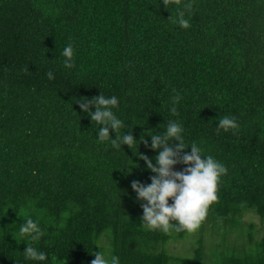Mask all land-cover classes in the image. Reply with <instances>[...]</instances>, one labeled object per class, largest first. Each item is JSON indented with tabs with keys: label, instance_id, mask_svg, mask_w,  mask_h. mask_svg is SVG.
I'll return each instance as SVG.
<instances>
[{
	"label": "trees",
	"instance_id": "obj_1",
	"mask_svg": "<svg viewBox=\"0 0 264 264\" xmlns=\"http://www.w3.org/2000/svg\"><path fill=\"white\" fill-rule=\"evenodd\" d=\"M189 2L185 30L174 20ZM101 93L118 98L124 122L104 142L79 106ZM224 116L239 131H218ZM169 121L183 127L184 152L196 143L227 168L189 257L165 252L188 233L149 230L131 187L156 175L140 157L158 166L150 135ZM129 132L132 149L112 147ZM246 213L264 221V0H0V264H91L99 251L120 264H264ZM29 217L39 241L19 235ZM208 225L222 243L206 255ZM234 231L247 242H228ZM27 244L47 259H26Z\"/></svg>",
	"mask_w": 264,
	"mask_h": 264
},
{
	"label": "clouds",
	"instance_id": "obj_2",
	"mask_svg": "<svg viewBox=\"0 0 264 264\" xmlns=\"http://www.w3.org/2000/svg\"><path fill=\"white\" fill-rule=\"evenodd\" d=\"M174 3L179 6L181 0H163L165 8ZM192 3L184 4L183 10L177 11L175 23L187 30L191 25L188 19H185V13L190 12ZM62 55L65 57L64 67L71 69L74 67V50L71 44H68ZM48 78L54 79L53 73H47ZM181 98H173L174 103L170 111L173 115H178L176 103ZM118 98L112 96L105 97L102 93L91 100L85 98L80 103V108L87 112L92 121L100 124L98 133L100 142L109 140V129L115 131V134L124 127V122L117 118L113 108L118 107ZM95 106V112L90 111V106ZM234 130L239 131V124L234 117H220L218 121V131ZM183 127L178 122L169 121L162 134H152L151 148L153 150L162 149L155 157L156 164L147 156H141L147 165V168L156 175L151 177V183L147 186L138 181H133L131 187L137 193V198L147 203L142 205V220L149 230H160L164 233L175 231L177 233L187 232L194 234L207 218L208 211L212 204L218 202V185L223 175L227 173V168L216 161L211 155L202 157V149L196 143H192L191 153L184 152L187 148L183 141ZM175 139L179 143L175 148L169 147L170 142ZM135 140L133 135L129 134L115 135L111 139L113 148L120 149L121 145H127L132 149ZM147 145V141L143 142ZM181 153H184L181 155ZM177 164L187 165L183 171H174ZM169 200L172 201L169 204ZM67 213L64 214L67 217ZM175 221L174 225L172 222ZM63 226V225H61ZM21 237H30L32 241H39L44 235L38 222L32 218H26L19 229ZM24 252L25 258L34 261H45L47 254L39 251L37 248L27 244ZM95 259L91 264H120L118 256L106 258L102 252L94 253Z\"/></svg>",
	"mask_w": 264,
	"mask_h": 264
},
{
	"label": "rangeland",
	"instance_id": "obj_3",
	"mask_svg": "<svg viewBox=\"0 0 264 264\" xmlns=\"http://www.w3.org/2000/svg\"><path fill=\"white\" fill-rule=\"evenodd\" d=\"M243 223H251L254 226V238L260 239L264 235V221H261L258 217H256L252 213H246L242 219ZM248 227L245 226L243 231L246 233ZM198 231L194 234H187L185 238L182 240H169L164 245V250L167 254L172 256H180V257H189L193 253V249L196 247V237H198ZM243 234V237L239 236L236 237L237 234L235 231L227 235V241L230 243H234L236 245H240L244 241L247 242L246 234ZM102 239V238H101ZM203 240H204V252L206 255L209 254V250L214 249V244L222 243V240L219 239L218 235H214L210 231V225L207 226V229L204 228L203 232ZM102 243H107L105 240L101 241ZM99 245L100 241L98 242ZM160 249V248H158ZM106 250V249H105ZM106 258H108L109 253L106 251L105 254Z\"/></svg>",
	"mask_w": 264,
	"mask_h": 264
}]
</instances>
